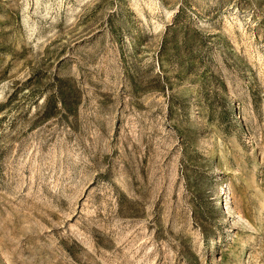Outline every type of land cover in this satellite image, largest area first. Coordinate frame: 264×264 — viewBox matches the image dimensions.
<instances>
[{
  "label": "rangeland",
  "instance_id": "obj_1",
  "mask_svg": "<svg viewBox=\"0 0 264 264\" xmlns=\"http://www.w3.org/2000/svg\"><path fill=\"white\" fill-rule=\"evenodd\" d=\"M0 264H264V0H0Z\"/></svg>",
  "mask_w": 264,
  "mask_h": 264
},
{
  "label": "bare ground",
  "instance_id": "obj_2",
  "mask_svg": "<svg viewBox=\"0 0 264 264\" xmlns=\"http://www.w3.org/2000/svg\"><path fill=\"white\" fill-rule=\"evenodd\" d=\"M218 204H220V203H218Z\"/></svg>",
  "mask_w": 264,
  "mask_h": 264
}]
</instances>
